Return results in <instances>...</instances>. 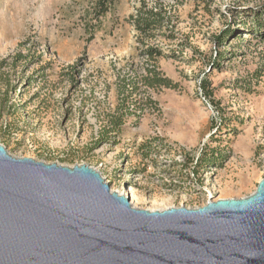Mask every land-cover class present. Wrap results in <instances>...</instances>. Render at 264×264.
Listing matches in <instances>:
<instances>
[{
    "label": "rangeland",
    "instance_id": "rangeland-1",
    "mask_svg": "<svg viewBox=\"0 0 264 264\" xmlns=\"http://www.w3.org/2000/svg\"><path fill=\"white\" fill-rule=\"evenodd\" d=\"M137 3L114 0L99 16L90 0H0V143L16 157L87 164L141 209L251 194L264 177V0L178 4L171 44L184 59L157 58L175 86H139V116L116 145L95 147L125 69L145 62L129 21Z\"/></svg>",
    "mask_w": 264,
    "mask_h": 264
},
{
    "label": "water",
    "instance_id": "water-1",
    "mask_svg": "<svg viewBox=\"0 0 264 264\" xmlns=\"http://www.w3.org/2000/svg\"><path fill=\"white\" fill-rule=\"evenodd\" d=\"M0 264H264V177L242 198L141 209L87 164L0 143Z\"/></svg>",
    "mask_w": 264,
    "mask_h": 264
},
{
    "label": "trees",
    "instance_id": "trees-1",
    "mask_svg": "<svg viewBox=\"0 0 264 264\" xmlns=\"http://www.w3.org/2000/svg\"><path fill=\"white\" fill-rule=\"evenodd\" d=\"M93 10L100 16L104 15L109 9L114 0H90ZM180 1V2H179ZM185 0H175V6L170 5L162 0H155L154 2H148L146 0H138L137 7L132 15L129 17V21L136 32V40L140 45V55L145 58V62L140 66L130 64V69L126 68L118 85L117 91V104L113 109H109L101 119L103 122L98 130L96 136L95 147L104 143H111L116 145L119 142L118 136L122 131V127L126 123V118L129 116H139L137 110L143 109V104L138 100L139 86H145L146 88L157 89L158 87L173 88L175 84L165 76L157 66V58H174L178 60L184 59L182 47L179 42L171 44L172 41H177L175 23L172 21L173 14L180 3H184ZM222 36V35H221ZM224 37V36H222ZM161 38L166 44L156 43L150 44L149 40ZM218 45H222L224 39L216 36ZM26 39L20 44L21 47L26 46L30 41ZM33 46H37L32 43ZM26 55L17 53L16 58L18 61L24 60ZM214 65V66H213ZM213 67H219L216 64H212ZM204 97H211V91L204 93ZM151 145L149 142H142L139 146L141 151L146 150L149 152ZM223 155L217 158L207 159L199 158L194 166L197 171L199 167H209L210 163H215L221 160Z\"/></svg>",
    "mask_w": 264,
    "mask_h": 264
},
{
    "label": "bare ground",
    "instance_id": "bare-ground-1",
    "mask_svg": "<svg viewBox=\"0 0 264 264\" xmlns=\"http://www.w3.org/2000/svg\"><path fill=\"white\" fill-rule=\"evenodd\" d=\"M119 193V192H118ZM136 207V206H135Z\"/></svg>",
    "mask_w": 264,
    "mask_h": 264
}]
</instances>
